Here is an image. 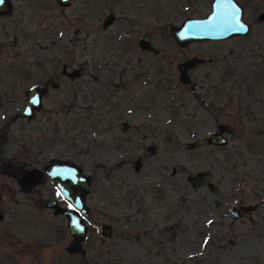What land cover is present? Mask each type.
Wrapping results in <instances>:
<instances>
[{
	"label": "rangeland",
	"instance_id": "1",
	"mask_svg": "<svg viewBox=\"0 0 264 264\" xmlns=\"http://www.w3.org/2000/svg\"><path fill=\"white\" fill-rule=\"evenodd\" d=\"M11 1L31 35L0 31V264H264V0H239L247 34L186 48L168 25L209 0ZM140 35L158 51L140 50ZM190 56L204 61L182 83L176 63ZM61 63L80 75L60 76ZM47 76L57 86L18 118L23 91ZM218 122L233 132L208 145ZM51 157L89 177L83 254L64 251L65 218L43 205L59 196L42 171ZM31 167L40 177L27 188Z\"/></svg>",
	"mask_w": 264,
	"mask_h": 264
},
{
	"label": "water",
	"instance_id": "2",
	"mask_svg": "<svg viewBox=\"0 0 264 264\" xmlns=\"http://www.w3.org/2000/svg\"><path fill=\"white\" fill-rule=\"evenodd\" d=\"M59 5H68L73 0H54ZM7 0H3L0 4V12L8 7ZM239 10L240 22L247 26L249 24L243 19V9L237 0H209V10L201 17L189 16L180 21L179 24H169L168 31L178 46H182L188 41H201L207 39H221L236 35H244L246 32L234 30L233 13ZM112 14L108 13L104 16L101 25L105 26L112 19ZM256 21H264V8L261 9L256 17ZM139 49H146L156 53L158 49L154 47L148 40L146 35H140L136 39ZM204 59L198 56H190L180 61L177 65V79L182 83L189 82L187 70ZM79 67L73 68L68 72L70 79L78 75ZM44 88L39 85H33L24 91V103L19 111V116L30 117L31 109L37 110L41 106L40 95ZM232 133L233 128L225 122H219L216 129L205 137L208 145H224L226 137L223 133ZM192 145V144H191ZM137 167V161H134ZM43 173L49 178L56 181L59 192L65 197L69 203L59 205L53 197H47L44 206L51 209L52 214H60L65 218L66 231L69 240L64 246L67 253H83L81 242L86 233V224L83 222L82 214L87 213L88 207L85 204L84 197L89 189V177L83 173L81 168L72 161L61 160L51 157L47 160L43 167ZM38 178L36 168L27 169L20 175V181L26 187H30ZM256 207L255 203L241 204L232 209L234 217L239 216L238 211L246 212Z\"/></svg>",
	"mask_w": 264,
	"mask_h": 264
},
{
	"label": "flooded vegetation",
	"instance_id": "3",
	"mask_svg": "<svg viewBox=\"0 0 264 264\" xmlns=\"http://www.w3.org/2000/svg\"><path fill=\"white\" fill-rule=\"evenodd\" d=\"M238 1V3L242 6V9H243V13H244V7H243V4L239 1V0H237ZM7 2H8V4H9V6L8 7H6V8H4V10H1V12H0V19H2V23H4L3 25H2V28L0 29V31H4V29L7 27V26H10V28H12L13 29V31H15V30H19L20 32H22V33H24L25 34V36H24V38L25 37H29L30 35H31V33H30V35L28 34V33H25V30H27V28L26 27H23L22 26V22L19 20V19H21L22 20V17H19V16H17V15H15V12H14V5H13V3H12V1L11 0H7ZM73 2V1H72ZM71 2V3H72ZM56 4H58L57 2H55ZM59 5V4H58ZM69 5V4H68ZM59 6H62V5H59ZM64 6H67V5H64ZM108 13H111L112 14V19L110 20V22H108L105 26H102L101 25V23H102V20H103V18H102V20H101V23H100V26L102 27V28H105L106 26H108L109 24H111L112 23V21L114 20V14L112 13V12H108ZM107 13V14H108ZM106 14V15H107ZM105 16V15H104ZM243 17V16H242ZM7 18V21H8V23L7 24H5V19ZM243 19H244V17H243ZM245 20V19H244ZM246 21V20H245ZM247 22V21H246ZM259 22V21H258ZM264 22V21H263ZM248 23V22H247ZM249 24V23H248ZM19 25H20V27H19ZM19 28V29H18ZM249 28H250V24H249ZM237 36V35H236ZM137 39V38H136ZM207 40H213V39H207ZM202 41V40H201ZM189 42H191V41H188L187 43H185L184 45H182V46H179V47H181V48H186V46H187V44L189 43ZM178 46V45H177ZM140 50H142V51H148V50H146V49H140ZM186 59V58H185ZM185 59H183V60H185ZM183 60H180V61H183ZM12 61H14V60H12ZM180 61H178L177 63H176V65L180 62ZM20 62V61H19ZM199 63H202V62H199ZM8 63H6V64H3V66L1 65V72H3L4 73V71L6 72V73H10L7 69H6V65H7ZM196 64H198V63H196ZM195 64V65H196ZM195 65H193V66H195ZM192 66V67H193ZM191 67V68H192ZM191 68H189L188 70H190ZM73 68H70V69H67V67H66V65H65V63H61L60 64V66H59V74H60V76L62 75V76H66L67 78H69V76H68V72H70L71 70H72ZM79 69V72H78V75L77 76H79L80 75V71H81V69L80 68H78ZM177 69V68H176ZM187 70V71H188ZM2 73V74H3ZM70 79V78H69ZM73 79V78H72ZM47 83H50V85L52 86V87H55V86H57V83L56 82H51V79H50V77L49 76H47L46 78H45V82H44V85H39V86H41V87H43L44 88V91H43V93H45V91H46V89H45V86H46V84ZM33 85H38V84H33ZM33 85H31V86H33ZM30 86V87H31ZM30 87H27L25 90H27L28 88H30ZM191 87V86H190ZM24 90V91H25ZM24 91H23V94H24ZM42 93V94H43ZM42 94L40 95V102H41V96H42ZM23 103H24V99H23ZM23 103H22V106H23ZM21 106V107H22ZM41 106H42V102H41ZM41 106H40V108H41ZM207 106V105H206ZM39 108V109H40ZM21 109V108H20ZM20 109H19V111H20ZM19 111H18V113H19ZM31 111H33L32 112V115L30 116V117H25V116H19V114L17 113V116H18V118H24V119H30L31 117H33L34 116V114H35V110L33 109H31ZM15 116H10V118L12 119V118H14ZM3 122H4V120H3ZM6 123H7V121H6V119H5V125H6ZM219 123V122H218ZM217 123V124H218ZM217 124H216V126H217ZM230 125V124H229ZM216 126H215V129H216ZM4 128V124L2 123V126H1V128L0 129H3ZM225 133V132H224ZM223 133V134H224ZM3 131H1L0 132V146H1V144H4L5 143V138L3 137ZM227 140V139H226ZM215 146H219V145H215ZM56 158V157H55ZM58 159H60V158H58ZM61 160H67V159H61ZM69 161H71V160H69ZM73 162V161H72ZM74 163V162H73ZM75 165H77L76 163H74ZM45 165V164H44ZM44 165H43V167H44ZM78 166V165H77ZM80 167V166H79ZM31 168H35V167H31ZM30 168V169H31ZM81 168V167H80ZM37 170V169H36ZM42 171H43V168H42ZM37 173H38V171H37ZM39 173H38V178H37V180L35 181V183L38 181V179H39ZM49 178V177H48ZM51 179V178H50ZM51 180H53V179H51ZM19 181H20V177H19ZM53 181H55V180H53ZM20 183H21V181H20ZM34 183V184H35ZM22 184V183H21ZM34 184H32L31 186H33ZM55 184H56V181H55ZM25 186V185H24ZM30 186V187H31ZM57 186V185H56ZM30 187H27V188H30ZM58 192H59V189H58ZM51 197V196H50ZM47 198V197H46ZM45 198V199H46ZM54 198V197H53ZM45 199L43 200V205H44V201H45ZM56 201H57V203L59 204V205H65V204H67V203H69L68 202V200L65 198V197H63L62 195H61V193L59 192V196H58V198H54ZM60 201H63V203H60ZM241 205V204H240ZM239 206V205H238ZM237 207V206H236ZM234 207H232V209H233ZM47 209H49V208H47ZM232 209H231V213H232ZM50 211H51V209H49ZM247 212V211H246ZM52 213V212H51ZM238 213H239V216L241 215V214H243V213H245V212H241L240 210L238 211ZM86 214V213H85ZM85 214H82V219H83V217L85 216ZM54 215H60V214H54ZM60 216H62V215H60ZM233 216V215H232ZM0 217H1V214H0ZM234 217V216H233ZM238 217V216H237ZM83 222H84V219H83ZM85 223V222H84ZM86 230H87V225H86ZM69 236V235H68ZM85 236H86V233H85ZM85 236H84V238H83V240H82V242L84 241V239H85ZM82 242H81V244H82ZM82 247V246H81ZM63 249H64V247H63ZM83 249V248H82ZM65 251V250H64ZM83 252H84V249H83ZM67 253V252H66ZM77 253V252H76ZM79 254H83V253H81V252H78ZM67 254H74V253H67Z\"/></svg>",
	"mask_w": 264,
	"mask_h": 264
},
{
	"label": "snow or ice",
	"instance_id": "4",
	"mask_svg": "<svg viewBox=\"0 0 264 264\" xmlns=\"http://www.w3.org/2000/svg\"><path fill=\"white\" fill-rule=\"evenodd\" d=\"M3 3V0H0V4ZM233 24H234V30L236 31H241V32H246L248 31V28L247 26L243 25L241 22H240V18H239V10H236L234 13H233Z\"/></svg>",
	"mask_w": 264,
	"mask_h": 264
}]
</instances>
